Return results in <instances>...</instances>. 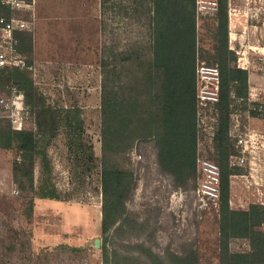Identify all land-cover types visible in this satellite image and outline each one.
<instances>
[{
  "label": "trees",
  "instance_id": "16d2710c",
  "mask_svg": "<svg viewBox=\"0 0 264 264\" xmlns=\"http://www.w3.org/2000/svg\"><path fill=\"white\" fill-rule=\"evenodd\" d=\"M13 12L0 2V19L9 21ZM100 13L107 37L99 63L101 229L105 235L100 249L105 264L126 263L131 253L125 250L122 255L114 240L129 224L126 201L135 179L128 155L139 142H152L159 169L176 186H184L196 174L200 59L219 73L218 98L212 106L216 116L213 160L220 168L218 264H264V204L252 203L247 209H232L229 204L230 176L239 172L229 165L235 154L232 118H264V104L249 103L248 71L237 66V54L229 48L228 0H218L210 51H201L198 45L195 0H100ZM113 18L121 25L114 27ZM15 34V50L29 67L31 36L22 31ZM13 87L23 94L25 111L35 125V130H14L9 122L0 124V148L16 152L13 183L20 192L31 194L30 202L60 200L48 156L60 132L74 158L72 178L88 176L95 166L83 111L75 105L47 104L27 68L0 67V93L11 95ZM232 240H246L248 250L231 251ZM147 257L149 264H199L195 251L161 256L149 250Z\"/></svg>",
  "mask_w": 264,
  "mask_h": 264
},
{
  "label": "rangeland",
  "instance_id": "374dc122",
  "mask_svg": "<svg viewBox=\"0 0 264 264\" xmlns=\"http://www.w3.org/2000/svg\"><path fill=\"white\" fill-rule=\"evenodd\" d=\"M26 4L28 7L13 12V18L28 24L22 32L31 36L32 64L28 70L34 84L47 104L57 108L75 105L82 109L85 133L96 162L88 176L80 180L72 178L74 158L60 132L48 148V156L61 199L35 198L30 202L31 194L20 192L12 180L16 152L0 148V264H105L100 249L105 235L101 229L99 63L107 37L101 28L100 0H30ZM228 5H231L228 20L229 13L233 15L232 29L235 19L248 17L251 5H264V0H228ZM113 22L114 27L121 25L117 18H113ZM247 23L251 25L241 27L245 38L242 37L243 45L236 53L237 65L250 68L251 62L259 73L261 71L262 82L256 80L249 88V103L264 104V52L257 48L261 44L258 30L252 27L250 20L243 21V24ZM260 26L264 28V21ZM232 33L228 27V39H232ZM197 36L200 50L210 51L214 36L213 16L197 20ZM207 66L211 67L202 59L197 63L198 70ZM202 76L203 80L199 77L197 82L199 91L205 86L201 81H213L209 73ZM204 90L210 92L207 88ZM201 95L209 97L205 91ZM205 99L197 101L196 174L184 186H176L172 178L159 169L151 141L139 142L128 155L135 187L126 201L129 224L114 240V247L122 255L125 250L131 253L128 261L121 264H149V250L161 256L166 252L184 254L195 251L199 264H218L220 168L213 160L212 150L216 126L212 106L215 102ZM11 100L12 93H0V124L9 122L11 125L10 110L4 105L9 106ZM26 115L25 129L35 130L32 118L28 113ZM247 120L239 116L232 118L234 126L230 137L235 154L231 157L240 155L237 139L251 133L256 135L254 155L264 163V127L256 121L259 127L251 125L249 128ZM231 157L229 165L233 167ZM212 166L218 172V196L212 199L207 195L202 201L196 190L199 184L205 183ZM248 166H234L239 169V174L234 175L245 174ZM34 175L38 183L37 167ZM232 176L229 181L232 209H247L252 203L264 204V185H260L264 183V176L258 175L257 186L244 191L236 184L231 185L232 180L239 182V177ZM261 230L264 231V226ZM95 240H99V247H95ZM229 246L234 252L248 250L246 240H232Z\"/></svg>",
  "mask_w": 264,
  "mask_h": 264
},
{
  "label": "built area",
  "instance_id": "2783aa9c",
  "mask_svg": "<svg viewBox=\"0 0 264 264\" xmlns=\"http://www.w3.org/2000/svg\"><path fill=\"white\" fill-rule=\"evenodd\" d=\"M3 4L7 5L11 10L18 11L22 8L28 7L24 1L21 0H0ZM218 5V0H195V7H196V18L197 20L201 19L202 17L213 16L216 12ZM0 67H15L19 69H30L31 67H27L25 59L19 55L15 50L16 44V34L17 31H24L28 28V24L21 20L12 18L9 21H5L3 18L0 19ZM209 73L213 76V81H201L205 82V86H203V90L205 91V95H209V97H202V91L197 90V99L199 102L200 100L210 99L212 102H216L218 98V91H219V73L218 69L215 66H207L202 67L200 70L197 69V82L199 77L203 80V74ZM198 87V84H197ZM204 88L210 90L206 91ZM199 91V93H198ZM1 103H4L1 100ZM6 108H9V119L14 130H22L25 128V118H26V111L23 105V94L15 87L12 88V100L10 105L4 104ZM256 140L255 134H245L244 137H239L237 139V147L240 150V155L231 157L233 161H231L232 166L238 167H246L247 164L250 162L248 161V157L252 156L250 154L253 153L254 149V142ZM246 153L249 154L246 157ZM207 179L205 183L199 184V187L196 190L198 196L201 197L200 200H205L208 196L211 198H217V187H218V172L215 167L212 166V169L208 170ZM238 178L245 179V174L241 175H233L231 178ZM245 184V181L242 182ZM238 184L234 180L231 181V185ZM248 188V187H247ZM249 189V188H248Z\"/></svg>",
  "mask_w": 264,
  "mask_h": 264
},
{
  "label": "crops",
  "instance_id": "0c3cea01",
  "mask_svg": "<svg viewBox=\"0 0 264 264\" xmlns=\"http://www.w3.org/2000/svg\"><path fill=\"white\" fill-rule=\"evenodd\" d=\"M231 5H228V7H230ZM234 6V5H233ZM236 6V5H235ZM259 8V9H258ZM251 13L248 17H242L244 19H235L234 20V25L231 26L230 24L232 23V14L229 13V20H228V27L229 30H233V33L231 34L233 37L232 39H228V43L230 42V46L229 48L231 50H234L236 53H238L239 48L242 47V43H243V39L242 37L245 38L244 35H242V29L245 26L251 25V24H243V21L250 20V22L252 23V27L256 30H258V41L261 43L260 45H258V49L261 50L260 52H264V28H261L260 23L262 21H264V5H251V9H250ZM256 16V17H254ZM259 18L258 20H256L255 18ZM240 20V21H239ZM242 27V29H241ZM231 38V36H230ZM232 40V41H231ZM239 68H242L240 65H237ZM242 69H246L248 71V83H249V88L255 83L256 80H258L257 82H262L261 81V77H259L260 73L258 72L259 69L255 68L254 64H252L250 62V68H242ZM261 70V69H260ZM249 120V121H248ZM248 122H249V128H251V125L254 126L255 128H258L259 126L256 125V121L257 122H261L260 126L264 127V118L258 119V118H248ZM248 130V129H247ZM253 153H255V151H253ZM252 156L248 157V161L249 166L247 167V172L245 173L246 176V180L245 179H240V181L238 182L237 186H239V188L244 191V190H250L251 187L253 186H257L258 184V175L264 176V163H261L262 161H259L260 159L257 157H255L254 154H250ZM259 161V162H258ZM245 181V184H243L242 182ZM261 181V180H259ZM260 185H264V183H261ZM248 187V188H247ZM242 201V200H240Z\"/></svg>",
  "mask_w": 264,
  "mask_h": 264
},
{
  "label": "water",
  "instance_id": "95a60500",
  "mask_svg": "<svg viewBox=\"0 0 264 264\" xmlns=\"http://www.w3.org/2000/svg\"><path fill=\"white\" fill-rule=\"evenodd\" d=\"M94 245H95V247H99V240H95Z\"/></svg>",
  "mask_w": 264,
  "mask_h": 264
}]
</instances>
